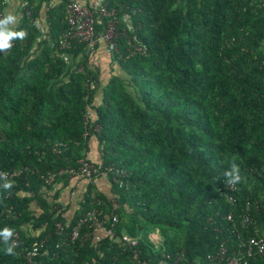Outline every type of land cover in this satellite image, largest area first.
Masks as SVG:
<instances>
[{"label": "trees", "instance_id": "16d2710c", "mask_svg": "<svg viewBox=\"0 0 264 264\" xmlns=\"http://www.w3.org/2000/svg\"><path fill=\"white\" fill-rule=\"evenodd\" d=\"M9 1L0 0L14 28L0 38V264H139L116 241L125 234L146 264H214L208 257L231 236L232 212L246 236L254 227L264 234V2L104 0L121 32L105 70L90 65L97 49H61L66 0H20L18 21ZM93 141L96 160L88 156ZM80 161L93 165L91 179ZM61 171L45 184L43 175ZM102 172L107 189L98 187ZM225 181L237 185L229 192L236 207L219 193ZM76 188L72 201L67 191ZM248 203L246 230L239 216ZM94 211L108 228L117 216L115 237L72 241ZM11 234L16 248L5 239Z\"/></svg>", "mask_w": 264, "mask_h": 264}, {"label": "built area", "instance_id": "2783aa9c", "mask_svg": "<svg viewBox=\"0 0 264 264\" xmlns=\"http://www.w3.org/2000/svg\"><path fill=\"white\" fill-rule=\"evenodd\" d=\"M62 0H53L52 4L57 6ZM264 2V0H261ZM67 2V25L68 30L64 33L61 41V49L69 50L72 47L73 42L82 43L86 47L88 54L95 52L100 47H105L112 55L119 53V45L117 40L120 38L121 32L118 28L119 20L117 19V13L115 10H108L104 5V0H66ZM26 3L22 4L24 7ZM125 20H128L127 18ZM97 25H105L104 30L99 31ZM13 27L8 22H5V14L0 12V38H4L6 34H12ZM129 29L131 27L129 26ZM44 31V30H43ZM128 36V34H127ZM136 41V37H134ZM128 44L134 48L135 52H142V48H137L133 45L132 40L127 38ZM70 57L64 54V60L69 63ZM87 89H94V85H85ZM87 120V118H86ZM82 166L79 168L80 173L87 178L93 177V165L80 161ZM29 171L28 168L16 170L13 173H5L2 175L4 180L10 181L15 177L21 176L24 172ZM63 171L59 173L48 172L43 175L42 178L47 186H51L56 182L57 175H61ZM76 172H70L71 176H75ZM100 177H104L105 173L102 172ZM98 176V177H99ZM117 181V178H115ZM223 188L219 189V193L224 197L227 202L236 207L237 200L229 192L234 193L237 191V185L235 182L225 181L223 182ZM246 212H242L239 218L241 219L242 226L247 230L251 227L252 219L247 211H251L250 203H248ZM7 214L11 215V210L2 213V216ZM111 226L107 227V219L102 217V214L98 211L88 213L86 218L81 219L78 225L71 233L72 241H101L103 237H115L114 227L118 222L116 215L112 216ZM225 219L232 223V228H228L231 231V236L226 240H223L215 255H210L208 259L214 264H248L249 260H255L264 256V234H262L259 228L254 227L253 235H245L235 220L234 212L225 216ZM86 227V232H82ZM56 233L60 237V242L57 247H63L66 244L67 236L65 237V229L62 224L58 223L56 226ZM234 238L233 241L231 240ZM10 242L11 246L16 248L20 244L19 235H7L5 237ZM150 239L155 245H159L162 241L159 231H156L150 235ZM116 241L119 246L128 249L133 252V261L139 264H146L141 262L139 257V249L137 239L130 237L129 235H123L117 237ZM45 245V240L35 246L32 250H29L26 254V259L29 262L33 261Z\"/></svg>", "mask_w": 264, "mask_h": 264}, {"label": "crops", "instance_id": "0c3cea01", "mask_svg": "<svg viewBox=\"0 0 264 264\" xmlns=\"http://www.w3.org/2000/svg\"><path fill=\"white\" fill-rule=\"evenodd\" d=\"M21 9V4H20V0H10L9 1V11H10V17L14 19V21H18L20 17L19 15V11ZM112 55L108 52V50L105 48V47H100L99 49L96 50V54L94 56H92L91 58L94 59L91 60V66L92 67H95L97 65H99L98 61H100V64H103V69H107L108 67V61H109V58L111 57ZM105 64V65H104ZM91 152L89 153V157L96 160L98 158V151H97V144L95 143L94 144V141L91 142ZM108 180L107 178L104 176V177H101V179L98 181V187L100 188H103V189H107L109 187L108 185ZM81 185V184H80ZM78 196L74 195L73 198H77ZM72 198V197H71Z\"/></svg>", "mask_w": 264, "mask_h": 264}, {"label": "rangeland", "instance_id": "374dc122", "mask_svg": "<svg viewBox=\"0 0 264 264\" xmlns=\"http://www.w3.org/2000/svg\"><path fill=\"white\" fill-rule=\"evenodd\" d=\"M15 25H16V24H15ZM40 25H41V27H44L43 24H42V21H40ZM42 34H44V31H42ZM42 34H41V35H42ZM76 187H77V186H76ZM79 188H80V187H79ZM69 192H70V193H69ZM72 192H74V193L71 194ZM72 192H71V191H67V195H66V197L69 198V199H71V197H72V201H75L77 198L75 199V198H73V197H74V195L78 196V190H77V188H76V191H72ZM72 201H71V202H72ZM72 205H73V202H72Z\"/></svg>", "mask_w": 264, "mask_h": 264}]
</instances>
